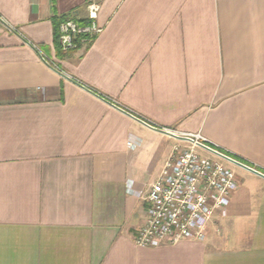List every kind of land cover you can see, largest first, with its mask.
I'll list each match as a JSON object with an SVG mask.
<instances>
[{"label":"crops","instance_id":"crops-1","mask_svg":"<svg viewBox=\"0 0 264 264\" xmlns=\"http://www.w3.org/2000/svg\"><path fill=\"white\" fill-rule=\"evenodd\" d=\"M188 134L259 173L232 166L204 241L140 248L136 192ZM0 264H264V0H0Z\"/></svg>","mask_w":264,"mask_h":264},{"label":"built area","instance_id":"built-area-1","mask_svg":"<svg viewBox=\"0 0 264 264\" xmlns=\"http://www.w3.org/2000/svg\"><path fill=\"white\" fill-rule=\"evenodd\" d=\"M88 10L87 24L74 19L60 23L58 44L62 51L75 50L79 42H89L102 32L97 23L100 5L91 3ZM184 137L190 145L167 160L148 191L136 192L146 205V220L134 236L140 248L204 241L214 214L218 211L225 214L239 188L232 167L235 165L222 155L239 160L210 145L201 134Z\"/></svg>","mask_w":264,"mask_h":264},{"label":"water","instance_id":"water-1","mask_svg":"<svg viewBox=\"0 0 264 264\" xmlns=\"http://www.w3.org/2000/svg\"><path fill=\"white\" fill-rule=\"evenodd\" d=\"M222 157L225 158L226 160L232 162V163H233L234 165H236V166H239V167L245 168V169L250 170V171H252V172H254V173H257V174L259 173V172H257L256 170H254L253 168H251V167H249V166H247V165L241 163L240 161H236V160H234V159H232V158H229V157H227V156H223V155H222Z\"/></svg>","mask_w":264,"mask_h":264},{"label":"trees","instance_id":"trees-1","mask_svg":"<svg viewBox=\"0 0 264 264\" xmlns=\"http://www.w3.org/2000/svg\"><path fill=\"white\" fill-rule=\"evenodd\" d=\"M66 20H68V17H64V18H62L61 20H59L57 23H56V41H57V43H58V30H59V25H60V23L61 22H63V21H66Z\"/></svg>","mask_w":264,"mask_h":264},{"label":"rangeland","instance_id":"rangeland-1","mask_svg":"<svg viewBox=\"0 0 264 264\" xmlns=\"http://www.w3.org/2000/svg\"><path fill=\"white\" fill-rule=\"evenodd\" d=\"M68 19H74V18H68ZM75 20V19H74ZM76 21V20H75ZM85 43V42H84ZM80 45V42H79V44H78V46Z\"/></svg>","mask_w":264,"mask_h":264}]
</instances>
